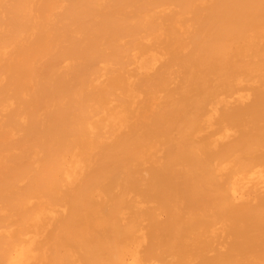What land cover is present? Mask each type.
I'll return each instance as SVG.
<instances>
[{
    "label": "bare ground",
    "instance_id": "obj_1",
    "mask_svg": "<svg viewBox=\"0 0 264 264\" xmlns=\"http://www.w3.org/2000/svg\"><path fill=\"white\" fill-rule=\"evenodd\" d=\"M0 264H264V0H0Z\"/></svg>",
    "mask_w": 264,
    "mask_h": 264
}]
</instances>
